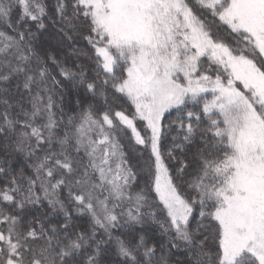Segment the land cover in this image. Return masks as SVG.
Listing matches in <instances>:
<instances>
[{
  "label": "snow or ice",
  "instance_id": "6c2138e0",
  "mask_svg": "<svg viewBox=\"0 0 264 264\" xmlns=\"http://www.w3.org/2000/svg\"><path fill=\"white\" fill-rule=\"evenodd\" d=\"M0 264H264V0H0Z\"/></svg>",
  "mask_w": 264,
  "mask_h": 264
}]
</instances>
